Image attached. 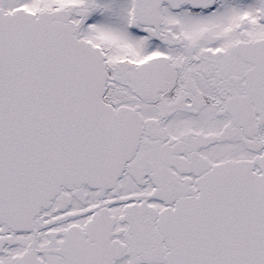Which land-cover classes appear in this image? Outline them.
<instances>
[{
	"label": "snow or ice",
	"instance_id": "snow-or-ice-1",
	"mask_svg": "<svg viewBox=\"0 0 264 264\" xmlns=\"http://www.w3.org/2000/svg\"><path fill=\"white\" fill-rule=\"evenodd\" d=\"M0 264H264V0H0Z\"/></svg>",
	"mask_w": 264,
	"mask_h": 264
}]
</instances>
